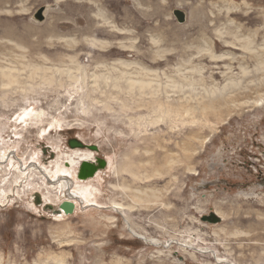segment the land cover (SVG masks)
Wrapping results in <instances>:
<instances>
[{"label":"rangeland","instance_id":"374dc122","mask_svg":"<svg viewBox=\"0 0 264 264\" xmlns=\"http://www.w3.org/2000/svg\"><path fill=\"white\" fill-rule=\"evenodd\" d=\"M4 1L0 160L13 149L23 164L29 158L35 166L22 187L0 188V264H264V225L257 223L264 222V0H160L161 6L159 0H101L110 16L103 21L124 33L102 36L90 34L82 18L91 0ZM231 7L232 14L213 23ZM175 10L186 14L184 25ZM218 39L248 43L249 51L216 45ZM99 42L108 49L95 51ZM231 56L236 61L229 71V62L218 59ZM120 60L129 73L150 71L163 86L187 87L171 93L174 101L162 93L161 103L136 105L123 82L121 90L95 82L104 74L118 77ZM9 74L15 84L5 79ZM227 83H235L231 95L222 91ZM205 90L223 96L201 101ZM28 108L40 122L16 128L14 121H22ZM74 140L87 147L70 153ZM89 153L96 162L82 163ZM134 153L147 156L139 163ZM102 162L105 168L92 178L99 174L95 204L103 208L78 203L65 215L61 204L70 190L55 177L72 180L87 164L98 169ZM149 163L151 169L134 173L154 175V185L132 186L125 172L131 164ZM42 172L56 182L45 187ZM146 190L158 194L154 204L143 202ZM211 213L222 222H203Z\"/></svg>","mask_w":264,"mask_h":264},{"label":"bare ground","instance_id":"6f19581e","mask_svg":"<svg viewBox=\"0 0 264 264\" xmlns=\"http://www.w3.org/2000/svg\"><path fill=\"white\" fill-rule=\"evenodd\" d=\"M3 3H5L4 0H1ZM11 1V0H10ZM19 2V1H18ZM102 2L101 0H91V1H87L86 2V5L88 6V9H85V13L82 14V18L84 19V21L86 22V25H87V28H88V32L90 34H93V35H99V36H102V35H105L106 33H109V34H113L114 33H117V34H124L123 31L117 29V26L113 25V26H110L111 28L113 27V31L111 30H108V27L107 26V20L103 21L104 18L106 17H110V16H106L104 12V9H102ZM117 2V1H116ZM16 3V2H15ZM157 3V2H156ZM7 4V3H6ZM112 4V3H111ZM159 6H161V2L159 0V3H158ZM3 7L5 8H8L9 5H4ZM12 8V7H10ZM83 10V9H82ZM220 11V10H219ZM234 11L231 8H227L224 12L221 10L217 15H215V19H214V24L215 22H218L221 17H228L230 14H232ZM142 13V12H141ZM143 14V13H142ZM120 16V15H118ZM110 19V18H109ZM127 19V18H126ZM98 22H102V24H99ZM112 22V21H111ZM115 22V21H114ZM132 22V21H131ZM212 23V24H213ZM109 24V23H108ZM121 24V22H120ZM77 25V24H76ZM130 25V23H129ZM143 25V24H142ZM197 25H203V24H197ZM212 26V25H211ZM123 27V26H122ZM192 27V26H191ZM196 27V25L194 26ZM119 28V27H118ZM134 30V29H133ZM135 32V31H134ZM136 33V32H135ZM116 34V35H117ZM126 35V34H125ZM87 36V35H86ZM113 36V35H112ZM127 36V35H126ZM143 36V35H142ZM140 35V37H142ZM146 36V35H145ZM119 37V36H118ZM133 37V36H131ZM90 38V37H89ZM94 38V37H92ZM91 38V39H92ZM228 38V37H227ZM96 39V38H94ZM143 39V38H142ZM86 40V39H85ZM89 40V39H88ZM97 40V39H96ZM87 41V40H86ZM91 41V40H90ZM93 41V40H92ZM94 42V41H93ZM89 43V42H88ZM220 43V45H224L225 47L227 48H232V49H235V50H238V49H243V50H248L249 47H248V43H246L245 45H239L237 43H231V42H227L226 40H223V39H218L217 42L215 43L216 45ZM90 44H86V46ZM94 46V50H99V51H106V49H108V45H105L103 44V42H99L98 45H96V43H93ZM92 48V47H91ZM111 48V47H110ZM130 49V50H129ZM251 49V48H250ZM121 50H124L125 52H132L131 48H124L122 47ZM249 51V50H248ZM93 52V51H92ZM120 55V54H119ZM151 58V57H150ZM153 59V58H152ZM211 61H215L217 60V58L215 56H212L210 57ZM223 60H227L229 62V67H228V70L231 71V67H230V64H234L233 62L236 61V58L234 56H231V57H227L225 59H218V61L220 62H223ZM119 65L121 67V69H124V71H121L118 75V77H114L113 79L110 78V77H95L94 79L96 80L95 82H98L100 84H104L105 86H111L115 89H118V90H121V82L124 83V87H125V91H126V94H128L130 97H131V100L133 99L134 103L137 104H141L143 102H146V103H149V104H153V103H161L160 101H162V93L165 94V98H166V102L167 101H174V100H171L172 99V96H171V93H173L175 90H178L179 92H182L183 89L187 86H185L184 84H178V82H171L172 84L169 85L168 83H166L167 85H162L160 84L161 81L159 80L160 76L157 75V73H154V72H150V71H139V72H132V73H129V65L125 64L124 62H122L121 60L119 61ZM218 68V67H217ZM213 69V68H212ZM220 69V68H219ZM111 70V69H110ZM263 70V69H262ZM131 72V71H130ZM110 73V72H109ZM230 72H226V73H218L217 74H220V75H224V76H228ZM247 72L246 70H244V76L246 75L247 76ZM96 75V74H95ZM231 75V74H230ZM101 76V75H100ZM106 76V75H105ZM108 76V75H107ZM223 76V78H224ZM233 76V75H232ZM232 76H228V80H229V77H232ZM5 79L9 81V85L10 84H15L17 82V79H16V76L15 74H9V75H4ZM94 77V76H92ZM222 77V76H221ZM182 78V77H181ZM227 78V77H225ZM234 78V76H233ZM80 79V78H79ZM79 79H75V80H79ZM235 79V78H234ZM70 80V79H69ZM226 79V81H228ZM231 80H233L231 78ZM52 81V80H51ZM160 82V83H159ZM184 82V80H183ZM231 82V81H230ZM235 82V80L233 81ZM262 83V82H261ZM97 84V83H95ZM229 84V83H227ZM224 87V89H222V91H229L230 92L232 91V87H230V84L227 85ZM238 87L240 86L239 84L240 83H237ZM264 84V83H263ZM259 85V83H258ZM256 86V85H255ZM5 87V86H4ZM256 87H260V86H256ZM262 88V87H261ZM243 89V88H242ZM259 89V88H256V90ZM264 89V88H263ZM186 90V89H185ZM189 90V86H188V89ZM244 90V89H243ZM255 90V91H256ZM193 91V90H192ZM245 91V90H244ZM248 91V90H247ZM261 91V90H260ZM177 92V91H176ZM221 92V91H220ZM235 94L237 95L236 93V90L234 91ZM234 92L232 95H234ZM242 90H241V94H242ZM216 93L218 95L219 91L217 92V90H215L214 92H210L208 93L206 90L204 91V94L203 96L201 97V101H204V100H207L208 103H212L213 101H218V98L220 99L221 95L220 94V97L219 96H216ZM229 93V92H228ZM244 93V92H243ZM260 93V92H258ZM174 94V93H173ZM180 94V93H179ZM206 94V95H205ZM223 94V93H222ZM226 94V93H225ZM239 94V93H238ZM261 94V93H260ZM259 94V96H260ZM176 95V94H175ZM227 95V94H226ZM229 95H231L229 93ZM235 95V96H236ZM245 97H249L251 96L250 92L249 93H245L244 94ZM177 96V95H176ZM225 96V95H224ZM240 96V95H239ZM237 96V97H239ZM259 96H258V99H259ZM263 96V94H262ZM181 97V96H180ZM227 97V96H226ZM231 97V96H228V98ZM243 97V95L241 96ZM240 97V98H241ZM261 97V96H260ZM183 98V97H182ZM231 98H234V97H231ZM244 98V97H243ZM186 99V98H185ZM225 99V98H224ZM239 99V98H238ZM242 99V98H241ZM261 100H259L260 102L264 101V98L262 99V97L260 98ZM187 100V99H186ZM191 100V98H190ZM229 100V99H228ZM178 101V100H176ZM184 101V100H183ZM182 101V102H183ZM258 101V100H256ZM255 101V102H256ZM168 102V103H169ZM181 102V101H179ZM145 103V104H146ZM144 104V103H143ZM188 104V103H187ZM261 104V103H260ZM263 104V102H262ZM261 104V105H262ZM255 105V104H254ZM257 105H258V102H257ZM181 106V105H180ZM219 108V107H218ZM30 108H28L26 110V112H24L23 114L20 115L19 118L22 117V115L24 116V119H22V121H18V119H16V121H14V125L16 128H19V127H23V128H28L29 126H33V125H37L39 121V118L36 117V118H30V113H27V111L29 110ZM135 110H142V107H136ZM26 113V114H25ZM131 113V112H130ZM132 113H135L132 112ZM40 115V114H39ZM38 116V115H37ZM42 121V119H40ZM55 122V121H54ZM56 123V122H55ZM23 124V126H22ZM163 124V123H162ZM166 124V123H165ZM170 124V123H169ZM28 125V126H27ZM184 125V124H183ZM27 126V127H26ZM160 126V125H158ZM164 127V124L162 125ZM167 126V124H166ZM169 126V125H168ZM176 126V125H175ZM174 126V127H175ZM185 126V125H184ZM152 127V126H151ZM50 128V127H49ZM165 128V127H164ZM167 128V127H166ZM27 131V130H26ZM30 131V128L29 130ZM27 131V132H28ZM161 131V130H160ZM45 132V131H44ZM168 132V131H167ZM11 133V132H10ZM17 133V132H16ZM158 133V132H157ZM18 134V133H17ZM28 134V133H27ZM44 134V133H42ZM172 134V133H170ZM18 136V135H16ZM173 136V134H172ZM14 138H16L15 136H13ZM23 138V137H22ZM150 139V137H147ZM160 138V137H159ZM19 139V138H18ZM13 140V139H12ZM136 142V140H135ZM139 142H141L139 140ZM145 142V141H143ZM149 143V142H148ZM137 144V143H136ZM40 145H43V143H41ZM137 145H140V144H137ZM10 147V146H9ZM9 147H6L8 150H9ZM7 150V151H8ZM13 149H11V151H9L8 153L4 154L3 156V159L0 160V188H12V189H15V188H20L23 186V184L28 181L29 177L31 176V172H30V167L32 166H35V162L34 161H30L29 158L25 160V163L23 164V161L20 159V157H15V155L13 156L12 153H14L12 151ZM76 150V149H75ZM69 151L70 153L73 152V149L71 148L70 150H67ZM89 151V150H88ZM87 151V152H88ZM66 152V151H65ZM55 153V152H54ZM54 153H52L54 155ZM15 154V153H14ZM23 154V153H22ZM60 154V153H59ZM87 154V153H86ZM92 157H85L83 159H81L80 161L82 163H86V162H90V163H94L96 162V155L95 154H91L89 153ZM88 154V155H89ZM184 154V153H183ZM146 154H144L142 156V154H138V153H134L133 154V160L134 161H138L139 163L141 161H143L145 158H146ZM65 157V156H64ZM74 157V155L72 156ZM81 158V157H80ZM32 159V158H31ZM63 160V159H62ZM67 160V159H66ZM42 164L44 166H47V163H49V159L48 158H45L44 156L42 157ZM70 162V161H69ZM107 162V161H106ZM68 163V162H67ZM171 163V162H169ZM41 164V163H40ZM134 164V163H133ZM133 164H131V166L129 167V171L125 172L127 175H128V178L131 182V185L137 187V188H142L144 186H153L154 185V182H152V178L153 176H149V175H144V177H140L138 176L137 174L134 173V169H138L137 171H139V169H142L143 170V167H144V170L145 169H151V163L147 164V165H139L137 164V166L135 167V165L133 166ZM88 165V164H87ZM173 165V164H172ZM38 168V167H37ZM161 169V168H160ZM49 170V169H48ZM146 170V171H147ZM32 171V170H31ZM116 171V170H115ZM136 171V172H137ZM161 171V170H160ZM170 170L164 166V170H163V174H166L167 176V173L169 172ZM42 174H44V176H46V174L44 172H42ZM52 174V173H51ZM99 175V174H98ZM98 175L95 177V178H90V179H87V180H84V179H81L80 177H75L74 179H69L70 177L69 176H65L63 174H58L57 178L58 181H62V180H65V183L67 184V187L68 189L70 190L69 192L66 191V196H65V200L63 201V204L65 203H71L73 204L75 207L78 205L79 201H81V203L83 204V206H85L86 208L88 207H99L98 205L95 204V200L98 199V196H100L99 194H97V191H98V188H96L95 185H93V181L98 177ZM169 175V174H168ZM11 176V177H9ZM56 176V175H55ZM9 177V178H8ZM122 177H124L122 175ZM46 178L48 179V184L45 185V187H48L49 184L53 183L55 181V178L52 177L51 178H48L46 176ZM155 178V177H154ZM46 179V181H47ZM127 179V178H126ZM158 180V178H156ZM6 180H8L6 183H4ZM32 180V178H31ZM156 180V181H157ZM56 182V181H55ZM151 182V183H150ZM4 183V186H2V184ZM64 187V186H63ZM118 187V186H117ZM1 188V189H2ZM124 188V187H123ZM42 189V188H41ZM47 189V188H46ZM53 190V188H49V190ZM80 189V191L78 190ZM91 189V190H90ZM127 189V188H126ZM72 190V191H71ZM115 190V189H114ZM42 193V192H41ZM116 194H120L119 192H117V190L115 191ZM156 192L154 191H151V190H146L145 193H143V197H145V200L143 202L145 203H149V202H152L151 201V198L156 195L158 196V194H155ZM138 194V193H136ZM139 195V194H138ZM141 195V194H140ZM150 198L149 200H146V198ZM8 198V197H7ZM157 199V198H156ZM79 200V201H78ZM154 202V201H153ZM152 202V203H153ZM47 205H53L51 203H46ZM80 204V203H79ZM154 204V203H153ZM151 204V205H153ZM142 205V204H141ZM151 205H143L145 206V208H149V206ZM114 206V205H113ZM99 208H103V207H99ZM151 209V208H149ZM115 210L117 211H122L119 207H115ZM135 211V210H134ZM65 212V211H64ZM119 212V213H120ZM256 219V218H255ZM258 225L261 227L264 225V222L263 221H260V222H257ZM261 229V228H260ZM263 229V228H262ZM219 262V261H218Z\"/></svg>","mask_w":264,"mask_h":264},{"label":"water","instance_id":"95a60500","mask_svg":"<svg viewBox=\"0 0 264 264\" xmlns=\"http://www.w3.org/2000/svg\"><path fill=\"white\" fill-rule=\"evenodd\" d=\"M43 12L44 9H42L41 11H39L38 13V17L36 18L37 21L39 22H43L44 21V16H43ZM173 16L175 17V19L177 20V22L180 25H184L187 22V17L186 14L180 10H175L173 11ZM70 146L72 147V149H77V148H84L87 147L85 144L74 140L72 142H70ZM93 150H96V147H90ZM105 168V162L100 163V167L98 169H93L91 166H84L81 170L80 173V178L87 180L89 178H92L95 176V174L99 171V169H104ZM79 201V200H78ZM80 205L83 206V204L81 203V201H79ZM85 207V206H84ZM61 208L65 211V215H71L73 214L74 210H75V206L71 203H65L61 206ZM202 221L205 223H209L212 225H218L222 222V219L217 216V214L215 213H211L209 216H205L202 218Z\"/></svg>","mask_w":264,"mask_h":264}]
</instances>
